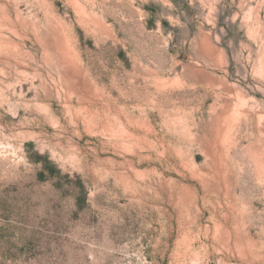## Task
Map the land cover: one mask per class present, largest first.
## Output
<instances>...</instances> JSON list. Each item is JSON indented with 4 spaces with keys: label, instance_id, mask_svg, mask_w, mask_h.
Masks as SVG:
<instances>
[{
    "label": "rangeland",
    "instance_id": "374dc122",
    "mask_svg": "<svg viewBox=\"0 0 264 264\" xmlns=\"http://www.w3.org/2000/svg\"><path fill=\"white\" fill-rule=\"evenodd\" d=\"M0 264H264V0H0Z\"/></svg>",
    "mask_w": 264,
    "mask_h": 264
}]
</instances>
